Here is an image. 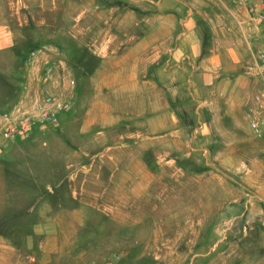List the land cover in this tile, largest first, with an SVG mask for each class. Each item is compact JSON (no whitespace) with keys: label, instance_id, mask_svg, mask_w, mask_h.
Instances as JSON below:
<instances>
[{"label":"rangeland","instance_id":"obj_1","mask_svg":"<svg viewBox=\"0 0 264 264\" xmlns=\"http://www.w3.org/2000/svg\"><path fill=\"white\" fill-rule=\"evenodd\" d=\"M111 1L0 0V18L15 21V38L0 47V125L20 99L32 48L62 53L59 89L72 83L71 106L55 125H35L2 148L0 264H105L115 256L118 264H264V139L243 118L196 132L200 119L173 65L163 85H144L137 62L135 85L98 86L111 65L99 53L111 31L123 46L122 33L148 28L127 16L143 6ZM112 56L131 67V55ZM49 218L69 219L72 229L43 224Z\"/></svg>","mask_w":264,"mask_h":264},{"label":"crops","instance_id":"obj_2","mask_svg":"<svg viewBox=\"0 0 264 264\" xmlns=\"http://www.w3.org/2000/svg\"><path fill=\"white\" fill-rule=\"evenodd\" d=\"M259 1L264 10V0ZM110 4L113 8L121 4L143 6V13L138 17L131 10L127 16L134 23H147L148 28L142 32L132 29L122 33L127 39L123 46L125 41L121 40V32L111 31V43L101 46L105 49L103 53L99 51L102 61L111 62V65L98 73V86L135 85L137 62L144 63V85H163V79L166 74H171L173 65L176 75H183V84L187 85L189 98L195 106L193 113L200 119L196 132H211L212 128L220 126L222 118H230L233 125L237 118H243L247 131L253 135L248 108L254 94L264 90V71L260 68L259 55L264 47V22L251 25L245 8L231 0H112ZM113 21L120 22L119 16ZM11 22L15 23L10 15L0 18V47L10 45L15 38L9 26ZM153 22L159 23L154 25V30L151 29ZM84 42L88 46L87 37ZM121 53L132 56L128 59L132 65L127 71L119 66L125 58L112 56ZM157 63L159 73L153 67ZM219 103L224 104L223 108ZM100 132L103 134V130ZM17 142L7 141L3 150ZM101 189L103 204V186ZM70 212L61 211L64 214ZM54 219L49 218L43 224L54 229H60L61 225L63 229H72L71 220L60 224Z\"/></svg>","mask_w":264,"mask_h":264},{"label":"built area","instance_id":"obj_3","mask_svg":"<svg viewBox=\"0 0 264 264\" xmlns=\"http://www.w3.org/2000/svg\"><path fill=\"white\" fill-rule=\"evenodd\" d=\"M231 2L245 8L247 20L251 25L257 26L264 22V10L261 9L259 0ZM259 55L260 68L264 71V47L260 49ZM23 62L26 75L20 84V99L10 113L5 115V120L0 125V151L7 141L21 139L35 125H55L59 114L71 106V81L68 82L69 85H64L63 89H59L58 79L63 80L66 75L64 71L62 75L57 73L58 63L63 65L64 62L62 53L46 45H40L32 48ZM248 114L253 135L256 138L264 137V90L254 94ZM117 262L118 258L115 256L108 259L105 264H118Z\"/></svg>","mask_w":264,"mask_h":264}]
</instances>
